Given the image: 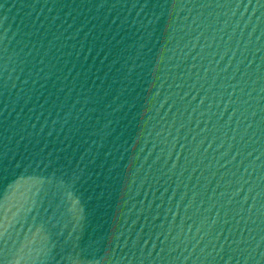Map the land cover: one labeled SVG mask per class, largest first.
Listing matches in <instances>:
<instances>
[{
	"label": "water",
	"instance_id": "obj_1",
	"mask_svg": "<svg viewBox=\"0 0 264 264\" xmlns=\"http://www.w3.org/2000/svg\"><path fill=\"white\" fill-rule=\"evenodd\" d=\"M0 264H264V0H0Z\"/></svg>",
	"mask_w": 264,
	"mask_h": 264
}]
</instances>
